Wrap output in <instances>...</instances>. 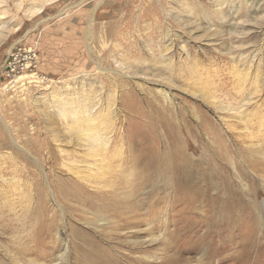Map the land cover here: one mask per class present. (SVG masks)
Listing matches in <instances>:
<instances>
[{"label":"rangeland","instance_id":"rangeland-1","mask_svg":"<svg viewBox=\"0 0 264 264\" xmlns=\"http://www.w3.org/2000/svg\"><path fill=\"white\" fill-rule=\"evenodd\" d=\"M35 5L0 0V264H86L85 238L101 243L124 218L137 215L140 229L161 226L164 217L172 226L193 218L169 212L170 201L178 207L195 198L176 184L164 191L162 165L155 190L133 164L140 144L157 150L161 162L173 134L200 166L220 168L232 189L251 190L238 208L235 243L250 228L264 240V0H59L32 14ZM22 50L36 59L6 76L5 65H19L14 56ZM83 99L92 102L87 110ZM239 103L250 112L237 121ZM162 105L174 131L159 126ZM78 111L98 116L95 125L73 132ZM200 117L221 139L206 134ZM97 121L106 125L110 151L121 148L100 163L84 140ZM108 166L96 190L93 178ZM161 196L165 202L154 205ZM157 213L163 215L151 220ZM220 221L216 215L206 227L201 246L198 237L179 242L195 247L184 256L190 264L230 247L228 235L216 237Z\"/></svg>","mask_w":264,"mask_h":264},{"label":"bare ground","instance_id":"bare-ground-1","mask_svg":"<svg viewBox=\"0 0 264 264\" xmlns=\"http://www.w3.org/2000/svg\"><path fill=\"white\" fill-rule=\"evenodd\" d=\"M32 1L36 3L34 9L32 10V14H36L43 9L44 5H52L59 0ZM0 14L3 15L4 13ZM86 74L87 73H84V75ZM19 79H21V77ZM240 95V98H243L242 94ZM213 100L215 99L213 98ZM242 101L240 103H242ZM83 102L85 110H87L92 104L91 101L86 102L85 99H83ZM240 103L239 106L236 108V110H238V116L236 117L237 121L242 119L244 116H247L250 112L248 111V108L239 111V109H242V107H248L245 104L240 105ZM223 104L224 103H222L221 101L219 102V106L223 109L230 107V104H225V106ZM166 106L167 107H165V105H162L159 108L160 111L163 110L161 111L162 122L159 126L161 128L164 127L165 129H167V131H174V129H176L175 124L170 119L166 118V116H170L172 112L169 110V106ZM73 119L74 120L72 121V123L75 126H72L71 130H73V132H78L79 130H82L81 128L95 125L92 122L96 121L98 119V116L90 115L89 112H87V114L85 115L84 111H78ZM200 119H202L201 122L204 121V124L207 129L206 134L221 139V137L219 136V130L214 123L209 120H203L206 119L203 117H200ZM232 119H234V117H232ZM98 123L99 124H96L95 129H86L84 133L86 139L84 140L93 146L92 148H94V153H96V155H94L93 157L97 162L100 163L106 160L108 154L111 152L110 148L112 146L109 147L110 141L109 138H106V136L108 135L106 125L102 121ZM244 124L248 126V123ZM185 128L187 136L189 135L188 137H192L191 129L187 127ZM181 132H183L182 129ZM172 137L173 142L170 141L171 147L165 151V159H161V162H159L160 160L157 161V150L152 151L148 148L143 147V144H140V148L138 150L139 155L136 156L137 159L133 160V164L140 170V174L138 175H140V177L142 178V183L144 185L154 184L152 187L155 190L157 189V186H155L154 180H158V174L159 172H161V167H163L167 175L162 187L164 191L170 189L171 186V188H173V186L176 184L175 188H177L178 186L182 188L183 191L186 192L188 195L195 198L194 202L193 200H191L188 201L186 204H179L178 207H175L170 201L168 208L169 212L177 210V213H179L180 215H192L194 217H189L184 221L179 220V225L175 226H172L169 220L164 217L161 226H158L154 223L151 228L146 229H140L142 224L137 219V215H134V217L130 220L124 218L117 225L115 223L116 227H113V234H110L112 236L101 240V243H96L90 240V245L87 239L85 238L84 243L82 244L83 247L81 249V253L83 257L88 258L86 264H190L191 259L184 256L193 254L195 247L188 249L182 248L181 246H178L179 242L182 241L181 244H187L189 243V241H191L190 239H195V237H198V240L200 242L199 245L201 246V243L205 242L207 237H209L205 229L207 226L213 225L212 222L216 215H219V219L221 220L220 222H222L219 225L220 230L218 231L216 237H222L223 234L228 235V242L231 245L230 247L217 246V251L214 252L213 256L210 255L208 259L206 258L207 261L205 262L202 259H197L196 264H211L212 262H217L218 264H223L225 262H228V264H252L250 263V260L254 259L253 256H255L256 260L258 258L261 259V262L259 264H263V239L256 238L252 233V229L250 228L248 237L241 239L240 243L237 245L235 243V236L232 234L233 227L238 217V208L240 205H244L243 197L245 196V193L249 194L251 190L244 188L242 190L239 186L238 188L234 186V188L236 189H232L233 184L224 180L225 177L222 178V171H219L220 168H217V166H214L212 163L210 165L208 162L205 163L206 168L200 166L199 162H202V159L193 160L191 157H189V155H187L188 151H186L182 145L183 138H178L177 135L175 136L174 134ZM167 139L169 140V138ZM195 141L199 143L198 140H196V137ZM135 145H139V143H136ZM117 151L121 152V148L115 146V149L113 148V151L110 153L109 156H115ZM134 152L135 147H132L129 153L130 155H133ZM97 157L100 158V160ZM95 165L97 164L88 165V171H95ZM159 165L162 166L159 168ZM255 169L256 168H254L253 166L252 170L255 171ZM110 172L111 167L108 166L107 169H103V172L100 175H97L93 178L95 180V182L93 183V187L96 190H100L99 187L104 186L102 185V183L104 182V178H106V175H110ZM237 172H240L239 169H237ZM217 178L218 180L220 179L219 186H216L215 180ZM160 191L162 190L160 189ZM175 191L176 190L173 189V194L175 193ZM220 191H223V193H220ZM164 202L165 198L161 196L157 198L154 205L159 206V204ZM160 215H163V213H157L151 220H158L160 218ZM169 226L173 227L171 231L168 230ZM153 230L160 232V234L155 236ZM202 231L204 232L201 234ZM85 237H89V235ZM157 242H160L159 247L153 250H149V248L154 246V244H156ZM218 242L219 240L215 241L216 244H218ZM238 249H240V251L242 252L240 257H238L237 255ZM63 250L64 255H66V252L70 251H68V247L66 244H64ZM63 254L60 255V258L63 256ZM222 254H225L226 256Z\"/></svg>","mask_w":264,"mask_h":264},{"label":"built area","instance_id":"built-area-1","mask_svg":"<svg viewBox=\"0 0 264 264\" xmlns=\"http://www.w3.org/2000/svg\"><path fill=\"white\" fill-rule=\"evenodd\" d=\"M34 52L31 50L25 51L22 50V53H18L17 56H14V59L19 61V65H16L15 63H9L5 65L4 67V73H6V76L17 74L19 71L27 70L29 67H31V64L34 60ZM12 54V53H11ZM36 59V58H35ZM35 63V61H34Z\"/></svg>","mask_w":264,"mask_h":264}]
</instances>
